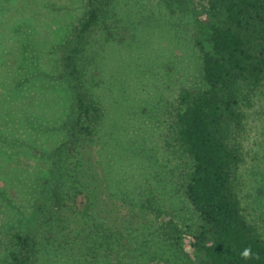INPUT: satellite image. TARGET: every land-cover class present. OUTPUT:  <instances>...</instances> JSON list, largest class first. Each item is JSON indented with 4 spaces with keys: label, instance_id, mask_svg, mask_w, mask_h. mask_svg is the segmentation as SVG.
<instances>
[{
    "label": "rangeland",
    "instance_id": "rangeland-1",
    "mask_svg": "<svg viewBox=\"0 0 264 264\" xmlns=\"http://www.w3.org/2000/svg\"><path fill=\"white\" fill-rule=\"evenodd\" d=\"M86 1L0 0V264L8 259L13 233L25 226L38 234L34 264L79 261L72 242L37 230L44 222L37 211L50 196L54 153L71 126L72 99L54 70L57 62L49 61L57 59L50 42L65 41L83 17ZM109 3L106 30L89 36L81 57L83 80L100 110L91 140L96 170L123 214L134 209L154 229L168 218L185 229L196 221L177 191L187 159L170 146L167 130L180 89L203 86L201 57L190 40L191 18L171 13L160 0ZM35 50L41 59H35ZM13 55L18 61L9 65ZM28 85L31 93L22 101L19 94ZM252 102L237 139L241 162L235 190L247 221L264 238V95ZM134 239L139 240L133 244L137 264H181L176 252L160 254L144 243L146 236Z\"/></svg>",
    "mask_w": 264,
    "mask_h": 264
},
{
    "label": "trees",
    "instance_id": "trees-1",
    "mask_svg": "<svg viewBox=\"0 0 264 264\" xmlns=\"http://www.w3.org/2000/svg\"><path fill=\"white\" fill-rule=\"evenodd\" d=\"M109 2L87 0L83 17L65 41L50 42L57 59L49 61L57 62L54 70L72 99L71 126L54 153V186L46 204L38 206L44 222L37 230L47 229L55 240L72 242L79 252L77 264H137L135 235L146 236L144 243L160 254L176 252L181 264H264V238L247 221L235 190L241 162L237 139L252 99L264 95L259 92L264 88V0H160L171 13L190 16V40L201 57L203 86L180 89L167 130L170 146L187 159L177 191L192 207L196 221L185 229L171 218L154 229L134 209L123 214L96 170L91 140L100 110L83 80L81 57L89 36L106 30L104 20L112 12ZM34 57L42 58L40 50L34 51ZM15 61L18 55L9 65ZM19 67L24 74L26 70ZM29 87L23 86L22 101L30 95ZM36 236L29 226L13 233L15 242L4 264H34ZM248 246L258 259L241 258L240 252Z\"/></svg>",
    "mask_w": 264,
    "mask_h": 264
},
{
    "label": "clouds",
    "instance_id": "clouds-1",
    "mask_svg": "<svg viewBox=\"0 0 264 264\" xmlns=\"http://www.w3.org/2000/svg\"><path fill=\"white\" fill-rule=\"evenodd\" d=\"M240 256L244 260L258 259V255L255 254L251 248V246L245 247L241 252Z\"/></svg>",
    "mask_w": 264,
    "mask_h": 264
}]
</instances>
